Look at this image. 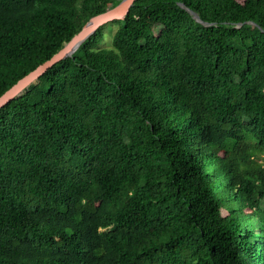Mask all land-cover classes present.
<instances>
[{"label":"trees","instance_id":"1","mask_svg":"<svg viewBox=\"0 0 264 264\" xmlns=\"http://www.w3.org/2000/svg\"><path fill=\"white\" fill-rule=\"evenodd\" d=\"M121 1L0 0V97ZM115 23L0 110V264H264V0Z\"/></svg>","mask_w":264,"mask_h":264},{"label":"water","instance_id":"2","mask_svg":"<svg viewBox=\"0 0 264 264\" xmlns=\"http://www.w3.org/2000/svg\"><path fill=\"white\" fill-rule=\"evenodd\" d=\"M136 1L137 0H122L116 7L91 18L84 25L82 30L77 35H75L70 42L66 43L65 46L50 60L46 61L33 72L19 80L0 97V110L12 103L14 100L19 99L28 93L30 88L34 85H37L40 82L41 77L45 75L51 68L68 58H72L74 54L80 49V47L89 38L96 34L100 28L111 22L125 20ZM191 13L199 22L202 23L200 17L196 13Z\"/></svg>","mask_w":264,"mask_h":264},{"label":"rangeland","instance_id":"3","mask_svg":"<svg viewBox=\"0 0 264 264\" xmlns=\"http://www.w3.org/2000/svg\"><path fill=\"white\" fill-rule=\"evenodd\" d=\"M119 29V25L115 22H111L105 25L104 37L101 39L99 44L95 47L96 50H109L112 48V38ZM260 161L264 162V154L261 155Z\"/></svg>","mask_w":264,"mask_h":264}]
</instances>
